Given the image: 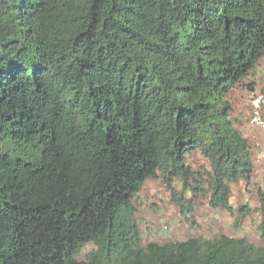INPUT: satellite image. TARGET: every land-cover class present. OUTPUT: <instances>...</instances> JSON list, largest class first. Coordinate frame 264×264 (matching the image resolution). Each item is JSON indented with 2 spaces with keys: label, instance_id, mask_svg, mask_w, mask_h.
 Here are the masks:
<instances>
[{
  "label": "trees",
  "instance_id": "1",
  "mask_svg": "<svg viewBox=\"0 0 264 264\" xmlns=\"http://www.w3.org/2000/svg\"><path fill=\"white\" fill-rule=\"evenodd\" d=\"M263 58L264 0H0V264H264L225 235L143 246L134 204L161 175L187 221L175 180L253 214L229 95Z\"/></svg>",
  "mask_w": 264,
  "mask_h": 264
},
{
  "label": "rangeland",
  "instance_id": "2",
  "mask_svg": "<svg viewBox=\"0 0 264 264\" xmlns=\"http://www.w3.org/2000/svg\"><path fill=\"white\" fill-rule=\"evenodd\" d=\"M254 75L256 74L253 72L245 79L244 83L236 88V93L233 92L231 98L236 106L235 115L232 117L256 154L253 180L250 185L245 181L232 185L231 204L236 211L248 205L253 210V214L241 219L236 227L235 217L224 209L214 210L210 207V192L206 183L201 184L204 191L199 193L195 191L198 188L196 182L193 181L190 187L185 188L180 180H175V188L184 193L186 199L194 201V210L188 216L190 220L187 221L181 215L180 208L173 202L172 194L160 175L156 179H150L134 200L143 246L150 243L185 241L200 236L214 239L225 235L264 247V239L258 229L263 216L258 192L264 191V157H259V155L264 156V130L252 126L247 128L244 125H249L251 97L254 93L263 91L255 88L257 84ZM188 163L201 175H205L204 173L210 169L209 162L198 152L189 156ZM93 248L91 244L83 247L78 259L84 260Z\"/></svg>",
  "mask_w": 264,
  "mask_h": 264
},
{
  "label": "built area",
  "instance_id": "3",
  "mask_svg": "<svg viewBox=\"0 0 264 264\" xmlns=\"http://www.w3.org/2000/svg\"><path fill=\"white\" fill-rule=\"evenodd\" d=\"M250 124L264 130V92L254 93L251 97Z\"/></svg>",
  "mask_w": 264,
  "mask_h": 264
},
{
  "label": "crops",
  "instance_id": "4",
  "mask_svg": "<svg viewBox=\"0 0 264 264\" xmlns=\"http://www.w3.org/2000/svg\"><path fill=\"white\" fill-rule=\"evenodd\" d=\"M256 75H254V77H255V79H256V86H255V88H257V89H261V90H263V91H261V92H264V58L262 59V61L260 62V64L256 67V69L253 71ZM252 72V73H253ZM237 88V87H236ZM236 88L230 93V95H229V99H230V101H231V103H232V106H233V113H232V116H234L235 115V112H234V110H235V108H236V106L234 105V103H233V101H232V94H233V92L234 93H236ZM240 97H241V95H240ZM251 116V115H250ZM233 118V117H232ZM245 125V127H247V128H249V127H251V124H250V120H249V125H246V124H244ZM238 128H239V126H237ZM253 127V126H252ZM258 129V128H257ZM240 130V129H239ZM246 138V137H245ZM255 156H256V154H255V151L253 150V160H254V158H255ZM261 156V158L262 157H264L263 155H259V157ZM255 162V161H254Z\"/></svg>",
  "mask_w": 264,
  "mask_h": 264
}]
</instances>
